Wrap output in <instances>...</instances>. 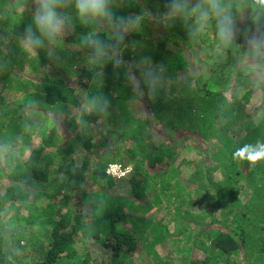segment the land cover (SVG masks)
<instances>
[{"label": "trees", "instance_id": "trees-1", "mask_svg": "<svg viewBox=\"0 0 264 264\" xmlns=\"http://www.w3.org/2000/svg\"><path fill=\"white\" fill-rule=\"evenodd\" d=\"M165 2L111 0L113 20L141 21L124 63L100 67L91 42L111 45L107 19L82 23L72 0L60 42L32 55L33 0H0V264H264V160L233 159L264 143V68L244 45L249 26L264 31V8L222 0L237 27L225 46L215 18L166 22ZM143 59L163 66L165 89L139 100L128 66ZM85 96L106 114L84 111ZM121 162L129 174L106 173Z\"/></svg>", "mask_w": 264, "mask_h": 264}, {"label": "clouds", "instance_id": "clouds-1", "mask_svg": "<svg viewBox=\"0 0 264 264\" xmlns=\"http://www.w3.org/2000/svg\"><path fill=\"white\" fill-rule=\"evenodd\" d=\"M110 2L111 0H74L77 16L82 23L88 24L102 19H107L111 23L112 43L110 46L99 39L91 42L94 49L91 62L100 67L108 60L113 61L117 67L124 63L120 55V45L126 34L139 29L141 21L139 16H121L113 20ZM70 3L72 0H33V24L27 26L26 35L22 40V47L26 52L34 55L36 49L44 46L45 41L53 45L60 42L69 19L59 9L66 8ZM255 3L264 8V0H255ZM165 7L167 8L164 17L166 22L191 15L195 17L196 24L203 29L211 19L215 18L217 36L225 46L237 38L236 22L230 13L225 12L222 0H196L195 3H192V0H166ZM245 33L244 45L249 63L254 70L264 68V31L256 26H249L245 29ZM134 69L139 71V77L136 76ZM163 72V66H153L148 59L128 66V79L139 100H143L145 97L155 98L161 89H165ZM139 100L134 99L133 103L137 105ZM107 103L99 96H85L82 99L84 111L94 110L98 105H102L100 111L106 114ZM97 132H105L102 120L97 123ZM233 159L247 161L249 165L254 166L257 162L264 160V143L244 145L243 148L237 149L233 153ZM120 164L129 168L124 176L129 174L131 166Z\"/></svg>", "mask_w": 264, "mask_h": 264}, {"label": "rangeland", "instance_id": "rangeland-1", "mask_svg": "<svg viewBox=\"0 0 264 264\" xmlns=\"http://www.w3.org/2000/svg\"><path fill=\"white\" fill-rule=\"evenodd\" d=\"M158 22L156 21V24H157ZM3 29L0 27V32L2 31ZM159 30V29H158ZM160 31V30H159ZM152 63V62H151ZM155 64V63H154ZM154 66H158L157 64H155ZM41 70H39L38 72H36V73H34V74H31V78H34V79H36V80H41ZM9 96H10V98L12 99L13 97H12V95H10L9 94ZM15 97V96H14ZM16 97H20V96H18V95H16ZM16 97L14 98V100L16 99ZM7 100H9L8 98H7ZM262 101H263V99L261 98L260 100H259V102H257V106H260L261 105V103H262ZM44 113H49V112H44ZM48 115V114H47ZM49 115L51 116V115H53V113L52 112H50L49 113ZM257 115V114H256ZM256 115H254V116H252V119L254 120V121H256L257 122V119H258V117L256 116ZM94 130H96V128H94ZM205 148H212L211 146H210V144H209V142L208 143H206L205 141L203 142V143H201V145L197 148L198 150H199V152L200 151H204V149ZM207 160H209V156H208V158H207ZM122 163V162H121ZM212 178V177H211ZM213 227H220L218 224H214L213 225ZM13 229H15V230H17V229H20V227H17L16 225L13 227ZM22 243V242H21ZM186 253H189V252H187L186 251ZM175 254V250L173 249V250H171V256L172 255H174ZM179 256L181 257V259L179 260L180 262H185V261H188V262H190V260H184L185 259V255H184V253H180L179 254ZM187 256H188V254H187ZM178 260V259H177ZM163 264H171V262H168V263H165V262H163Z\"/></svg>", "mask_w": 264, "mask_h": 264}, {"label": "built area", "instance_id": "built-area-1", "mask_svg": "<svg viewBox=\"0 0 264 264\" xmlns=\"http://www.w3.org/2000/svg\"><path fill=\"white\" fill-rule=\"evenodd\" d=\"M128 171L129 168L120 163L109 164L106 169V173L115 178L124 176Z\"/></svg>", "mask_w": 264, "mask_h": 264}]
</instances>
